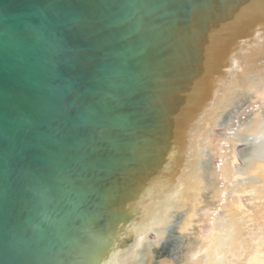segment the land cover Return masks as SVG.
I'll return each mask as SVG.
<instances>
[{
	"label": "water",
	"instance_id": "95a60500",
	"mask_svg": "<svg viewBox=\"0 0 264 264\" xmlns=\"http://www.w3.org/2000/svg\"><path fill=\"white\" fill-rule=\"evenodd\" d=\"M0 264H264V0H0Z\"/></svg>",
	"mask_w": 264,
	"mask_h": 264
}]
</instances>
